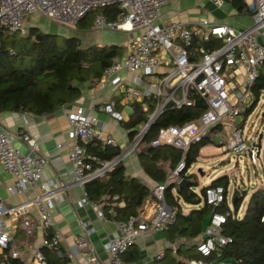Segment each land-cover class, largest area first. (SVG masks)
Returning <instances> with one entry per match:
<instances>
[{"label":"built area","instance_id":"obj_1","mask_svg":"<svg viewBox=\"0 0 264 264\" xmlns=\"http://www.w3.org/2000/svg\"><path fill=\"white\" fill-rule=\"evenodd\" d=\"M170 0H0V26L10 32H28L27 22L32 13H38L50 20L64 24H77L81 18L92 12V27L98 30L123 29L135 31L128 40L126 52L122 57L114 56L102 70L98 84L103 87L107 82L122 87L123 98L127 101H141L151 97L155 101L148 113L147 121L139 124L128 144L118 146L111 135H103L102 122L97 117L84 111L83 106L67 110L71 141L69 158L71 162L72 181L83 188L88 197L85 183L102 178L127 156L140 149L142 140L151 123L165 108L172 106L197 105L201 108L196 118L182 124H170L159 128L157 135L150 140L153 146L173 145L181 149L182 156L175 167L167 169L166 178L152 186L156 206L149 216L143 214L129 215L117 222V234L110 236L104 243L109 255L108 263L98 260L91 249L89 264H127L122 254L136 241L139 234L146 230L165 228L176 218V207L165 200V188L172 177L180 178L179 172L184 168L185 152L192 141L200 140L215 124L229 121L233 126L226 141V148L239 153L246 150L247 144L242 129L236 125L235 118L258 101L252 89L261 68H264V0H241L242 9L249 12L252 22L245 27L227 23H212L207 18L197 20L189 25L180 19L166 23L158 21L160 8ZM221 4L223 0H212ZM116 5L119 13L115 19H108L100 8ZM30 21V20H29ZM210 40L213 45L193 47V41ZM212 40H219L214 45ZM165 51L171 58V65L161 76L142 85L143 76L152 74L163 58L159 51ZM134 73L133 82H125L119 70ZM140 70L142 74L136 75ZM143 75V76H142ZM200 101L202 105H198ZM146 108V103H144ZM93 108L108 113L116 120H123L120 109L111 102H96ZM12 133L0 130V163L5 170L14 175V181L6 185L10 193H27L28 197L8 205L0 197V249L8 248L11 229L6 224L5 215L17 216L36 207L34 220L23 215L21 226L31 234L36 225L41 231L39 245L31 254L29 264H46L42 247L54 249L59 256L68 258L67 264H73L72 258L80 247H90L89 234L94 230L87 220H81V232L73 244L65 250L61 248V231L55 224L52 206L59 190L66 184H54L53 180L44 178L45 154L38 149V140L21 129L18 139L27 148L24 152L13 144ZM99 140L103 145L118 146L119 152L110 158L86 151V145ZM255 149L251 146V159ZM177 180H175L177 182ZM204 198L207 203L217 206L224 198V189L220 184L205 188ZM98 216H104L101 205L91 201ZM228 212L213 210L203 230V236L196 243L197 251L208 256L231 240L223 232V223ZM264 222V215L261 217ZM176 248V244H171ZM218 253V252H217ZM164 256L163 250L155 252L154 260ZM19 257L17 248L12 247L0 258V264H12ZM187 264H226L223 260L191 259Z\"/></svg>","mask_w":264,"mask_h":264},{"label":"trees","instance_id":"obj_2","mask_svg":"<svg viewBox=\"0 0 264 264\" xmlns=\"http://www.w3.org/2000/svg\"><path fill=\"white\" fill-rule=\"evenodd\" d=\"M234 2L242 9L241 1ZM100 11L108 19H115L119 8L110 5L100 8ZM17 33L19 32H10L0 26V111H29L34 114L53 112L80 94L79 82L99 78L103 68L122 49L115 43H85L75 35L44 32L37 25H29L27 33L16 35ZM209 41L197 38L192 46L213 45ZM212 41L215 42L214 45L220 44L219 40ZM252 89L256 98L264 91V68H261ZM155 101L153 98L148 99L147 110L142 108L140 102H134L133 112L123 121V125L129 128L130 138L136 127L147 121L148 111L152 110ZM255 103L242 113H248ZM200 110L197 105L181 108L168 106L151 123L142 140L145 147L137 155L143 170L156 182L166 178L167 169L176 166L182 152L169 144L153 146L150 140L157 135L159 128L182 124L196 118ZM210 141L211 134L207 133L200 140L190 142L184 155L185 166L179 172L180 178H193L186 189L179 187L176 181H170L165 188V200L176 207L177 213L175 220L163 230L169 240L177 242V252L186 259L176 264H187L191 259L205 262L223 260L226 264H264V222L261 220L264 215V184L253 189L241 216H237L236 212L245 194L240 195L236 189L233 193L234 213L224 210L230 183L228 174L219 175L202 186L200 194L192 189V186L198 185V181L193 173L186 172L196 160L200 148ZM86 151L102 158H110L119 152V147L103 145L99 140H94L86 145ZM216 184L223 186L224 198L217 206H213L205 201L204 192L207 186ZM84 188L89 199L101 205L104 215L117 221L129 215L140 214L147 200H155L150 186L136 176L125 174L123 162H119L102 178L86 182ZM181 200L202 203L200 207L184 211ZM213 210L228 212L223 223V232L231 240L217 251L204 256L197 251L195 239L202 233ZM182 245H185L184 250L181 249ZM42 251L46 264L68 262L67 257L59 256L54 249L42 247ZM14 264L22 262L14 260Z\"/></svg>","mask_w":264,"mask_h":264},{"label":"crops","instance_id":"obj_3","mask_svg":"<svg viewBox=\"0 0 264 264\" xmlns=\"http://www.w3.org/2000/svg\"><path fill=\"white\" fill-rule=\"evenodd\" d=\"M183 1L184 0H170L163 4L160 8L158 21L160 23H166L170 20L180 19L189 25H193L197 20L207 18L212 23H227L238 27L248 26L252 22L251 14L243 9H239L234 2L235 0H231L229 5L228 0H223L221 4H216L212 0H191L190 4L187 6H183ZM226 9L228 11H226ZM228 12L232 14H228ZM87 15L81 18L77 24L94 29L91 24L92 17L86 19ZM29 25L35 24L29 21ZM99 31L103 34L112 33L109 35H112L114 38L94 43L119 44L122 49L119 54L115 55L118 57H122L125 54L127 42L135 33L134 30L127 31L123 29H104ZM198 38L200 39L201 36ZM158 55L163 58V61L157 65L152 74L142 75V85L154 81L155 78L163 75L171 65V58L167 52L161 50L158 52ZM119 73L123 78V81L130 83L133 82L132 79L135 76L133 72H129L122 68L119 70ZM140 74L142 73L138 70L136 75ZM98 79L99 78L94 80L88 79L79 82L80 94L71 101L58 107L53 112L47 114H34L29 111L14 110L0 111V130L3 128L9 130L13 135V144L24 152L27 148L25 144L18 139L17 133L19 130L23 129L34 136L38 140L39 151L47 157L43 172L44 178L53 180L56 185H60L61 183L66 184V188L59 190L57 193L55 202L52 206L53 219L61 231V248L65 250L68 246L73 244L76 236L81 232V220H87L92 226H94V230L88 236L90 247H80L79 251L76 252L71 260L73 264H89L88 255L90 254L91 249L94 250L100 262L108 263L109 255L104 247V243L110 236L117 234L118 221L107 218L105 215L98 216L91 201L85 199L83 188L72 181L73 177L71 174V162L69 158L72 140L67 134L69 129L67 110L78 105L83 106L85 112L96 116L98 121L102 122L103 135L113 136L117 140L118 146L122 147L128 144L130 140L129 128L123 125V121L127 120L133 112L134 102H140L142 108L147 110V101L151 98L146 97L141 101H127L123 98L122 87L120 85L117 86L111 82H107L101 87L98 84ZM96 102H111L116 108L121 110L124 116L123 120H116L106 112L95 110L93 104ZM144 103H146V108L144 107ZM149 112L150 111H148V113ZM242 120V116L241 119L237 117L235 118L234 123L237 125ZM227 122L229 127L227 126L226 133L229 137L233 124L232 122ZM225 127V124L222 122L211 127L208 133L211 134L212 141L223 143V140L219 136V131L223 130ZM214 138H216V140H214ZM144 147L145 146L142 142L139 150ZM138 151L127 156L122 161L125 165V174L136 176L152 188L156 181L143 170L138 159ZM13 181L14 175L5 170L0 163V197L8 205L24 200L28 197L27 193L13 194L6 189V185ZM181 202L184 211H188L192 206L200 207L202 203H188L183 200H181ZM155 206L156 200H147L141 214L149 216ZM23 215L34 220L37 215L36 207L31 206L28 212ZM23 215H5L6 224L9 226L12 233L8 248H4L3 250L0 249V258H2L3 254L8 252L12 247L17 248L19 251V257L13 259L12 264H14V260L21 261L22 264H29L32 251L39 245L41 238V231L38 225L35 226L31 234L26 233L20 223ZM202 236L203 231L195 240L199 241ZM177 240L179 241V238ZM190 240L195 241L194 239ZM172 243L176 244L177 242L169 240L165 236L163 229L146 230L137 236L136 241L127 247L122 256L127 264H176V262H179L180 260H186L181 253L177 252V244L176 248L173 249L171 246ZM169 248L172 249L169 250ZM181 249L184 250L185 245H182ZM158 250H163L164 256L159 260H154L155 252Z\"/></svg>","mask_w":264,"mask_h":264},{"label":"rangeland","instance_id":"obj_4","mask_svg":"<svg viewBox=\"0 0 264 264\" xmlns=\"http://www.w3.org/2000/svg\"><path fill=\"white\" fill-rule=\"evenodd\" d=\"M228 1L229 5L231 0ZM190 2L191 0H184L183 6L189 5ZM226 11L228 10L226 9ZM228 14L232 13L228 12ZM86 17V19L92 17V12H89ZM29 20L37 25L41 31L66 36L75 35L85 43H94L114 38L112 35H109L112 33L103 34L99 30L90 29L80 24H64L56 22L47 19L45 16L38 13H32ZM29 20L27 26H29ZM242 118L243 121L239 127L242 129V135L248 147L246 150L236 153L226 148V141L228 139L226 130L229 125L227 121H224L222 123L225 124L226 127L219 131V136L223 140V143L210 141L208 144L204 145L200 149L196 160L191 163L186 172L187 174H194L198 181V185L192 186V189L199 194L202 186L209 184L218 175L227 173L230 176V183L228 186L224 210L234 213L233 193L235 189L240 195H242L243 191L245 192L242 203L236 212L237 216L243 214L253 189L264 184V91L260 94L258 101L253 108L248 113H242ZM261 132L260 154L257 155V149H255L254 159L252 160L248 151L252 142L256 140L258 134ZM175 180H177V177H172L170 179V181Z\"/></svg>","mask_w":264,"mask_h":264},{"label":"water","instance_id":"obj_5","mask_svg":"<svg viewBox=\"0 0 264 264\" xmlns=\"http://www.w3.org/2000/svg\"><path fill=\"white\" fill-rule=\"evenodd\" d=\"M197 104L198 105H202V103L200 101H197ZM261 138H262V132L258 134L256 140H254L252 142V145H251V146H254L255 145L257 147V150H256V154L257 155L260 154V150H261ZM214 140H216V138H214ZM248 153H249V156H250L251 155L250 150L248 151ZM192 181H193V178L192 177H189V178H187V177H181L178 180L177 184H178L179 187H182V188L186 189L187 184L189 182H192ZM242 194H245V192L243 191ZM235 200H236V196L234 197V201Z\"/></svg>","mask_w":264,"mask_h":264}]
</instances>
